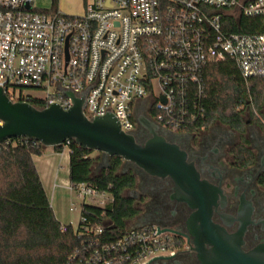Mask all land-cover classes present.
Here are the masks:
<instances>
[{
  "label": "built area",
  "instance_id": "built-area-1",
  "mask_svg": "<svg viewBox=\"0 0 264 264\" xmlns=\"http://www.w3.org/2000/svg\"><path fill=\"white\" fill-rule=\"evenodd\" d=\"M254 17L264 18V0H90L80 15L39 10L34 0H0V88L13 103L63 110L73 103L62 91L84 95L88 119L111 113L127 134L142 108L161 130L186 132L204 118L207 66L228 59L245 80L264 77V34L232 32L231 24ZM70 189L81 205L111 202L92 185ZM79 223L84 239L65 264H147L174 255L148 263L158 264L188 249L179 234H157L165 227L156 224L126 226L104 241V226L81 215Z\"/></svg>",
  "mask_w": 264,
  "mask_h": 264
},
{
  "label": "trees",
  "instance_id": "trees-1",
  "mask_svg": "<svg viewBox=\"0 0 264 264\" xmlns=\"http://www.w3.org/2000/svg\"><path fill=\"white\" fill-rule=\"evenodd\" d=\"M231 26L232 32L238 34H264V18L260 17L240 18L237 25ZM203 76L204 118L194 122L186 132L206 128L213 122L241 130L244 109L252 116L260 113L264 77L245 80L228 59L207 66ZM31 104L44 108L38 101ZM254 120L258 122L257 118ZM63 147L53 150L61 152ZM66 147L70 152L69 186L75 189L79 184L92 185L111 198L103 208L81 205L80 215L90 225L104 226L101 240H116L125 233L126 223L138 213L124 193L140 188L151 197L155 192L148 191L144 181L139 186L134 171L123 172L127 164L119 158L91 152L72 141ZM44 150L26 139L6 140L0 145V264H65L84 239L77 236L80 223L77 229L66 225V231L62 232L63 225L55 218L33 163V157L41 156Z\"/></svg>",
  "mask_w": 264,
  "mask_h": 264
},
{
  "label": "flooded vegetation",
  "instance_id": "flooded-vegetation-1",
  "mask_svg": "<svg viewBox=\"0 0 264 264\" xmlns=\"http://www.w3.org/2000/svg\"><path fill=\"white\" fill-rule=\"evenodd\" d=\"M263 109L264 105L254 116L244 109L241 130L213 122L192 132L163 131L143 116L144 108L136 113L137 117H143L155 126L158 137L178 146L186 156V163L195 170L199 182H205L216 191L209 213H198V208L172 198L174 183L170 178L150 177L131 164L124 167L123 172L132 170L137 174L139 186L144 181L148 191L155 192L151 198L140 188L139 196L135 190L128 191L138 212L132 219L136 221L135 225L167 227L183 237L188 247L172 260L158 264H201L193 243L197 237L202 241L213 237L208 232L207 221L222 229L228 237L240 235L244 253L264 245ZM132 135L140 145L152 138L149 128L141 126L138 121ZM203 246L206 253L213 248L208 243Z\"/></svg>",
  "mask_w": 264,
  "mask_h": 264
},
{
  "label": "water",
  "instance_id": "water-1",
  "mask_svg": "<svg viewBox=\"0 0 264 264\" xmlns=\"http://www.w3.org/2000/svg\"><path fill=\"white\" fill-rule=\"evenodd\" d=\"M61 93L73 103L68 110L61 109L55 103L42 109L29 103H13L0 88V144L11 139H26L45 149H54L62 148L66 141H72L91 152L119 158L150 177L170 178L174 183L173 199L198 208V213H209L216 191L205 182H199L193 167L186 163L184 152L158 137L155 126L143 117L137 118L138 123L149 128L152 134L151 139L140 145L132 134L121 131L119 122L111 113L88 119L82 109L84 93L80 99L70 91ZM206 225L213 237L207 241L197 237L193 243V250L198 252L201 264H264V245L244 253L240 235L228 237L209 221ZM163 231L176 233L167 227L158 231L157 227V234ZM204 243L213 245L207 253ZM169 258L157 257L150 261Z\"/></svg>",
  "mask_w": 264,
  "mask_h": 264
},
{
  "label": "crops",
  "instance_id": "crops-1",
  "mask_svg": "<svg viewBox=\"0 0 264 264\" xmlns=\"http://www.w3.org/2000/svg\"><path fill=\"white\" fill-rule=\"evenodd\" d=\"M69 153L67 147H63L61 152L45 149L41 156L33 157V163L55 218L62 225L72 226L69 208H65L66 203L63 206L60 203L62 194L70 195L72 192L68 180Z\"/></svg>",
  "mask_w": 264,
  "mask_h": 264
},
{
  "label": "rangeland",
  "instance_id": "rangeland-1",
  "mask_svg": "<svg viewBox=\"0 0 264 264\" xmlns=\"http://www.w3.org/2000/svg\"><path fill=\"white\" fill-rule=\"evenodd\" d=\"M89 1L90 0H34V6L39 10H49L52 8V6H54L58 11L65 15H80L83 11L84 4L89 3ZM25 93L34 98L43 97V94L38 91L27 90L25 91ZM135 191L137 193L136 195L139 196V193L141 191L139 189H135ZM124 196L129 197V193H124ZM60 203L62 204V206L64 205V203H66V209L70 207V204H72V207L75 208V210L73 212H70L69 214L71 215L72 228L76 229L79 224L81 201L76 197L74 193L71 192L70 195H67V193L62 194ZM135 223L136 221L132 220L131 222H127L126 226H134Z\"/></svg>",
  "mask_w": 264,
  "mask_h": 264
}]
</instances>
